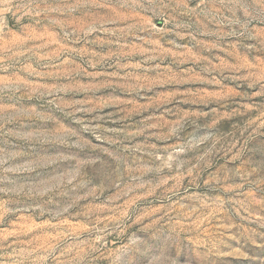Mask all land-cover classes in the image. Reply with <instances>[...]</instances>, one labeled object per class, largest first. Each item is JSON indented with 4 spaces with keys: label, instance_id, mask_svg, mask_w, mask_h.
Instances as JSON below:
<instances>
[{
    "label": "rangeland",
    "instance_id": "obj_1",
    "mask_svg": "<svg viewBox=\"0 0 264 264\" xmlns=\"http://www.w3.org/2000/svg\"><path fill=\"white\" fill-rule=\"evenodd\" d=\"M0 264H264V0H0Z\"/></svg>",
    "mask_w": 264,
    "mask_h": 264
}]
</instances>
